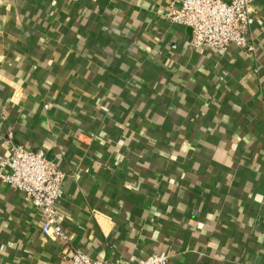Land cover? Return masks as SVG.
Here are the masks:
<instances>
[{"label":"crops","instance_id":"obj_1","mask_svg":"<svg viewBox=\"0 0 264 264\" xmlns=\"http://www.w3.org/2000/svg\"><path fill=\"white\" fill-rule=\"evenodd\" d=\"M167 0H0L5 138L64 172L71 243L133 264H264V0L252 50L190 48ZM0 182V264H66Z\"/></svg>","mask_w":264,"mask_h":264},{"label":"built area","instance_id":"obj_2","mask_svg":"<svg viewBox=\"0 0 264 264\" xmlns=\"http://www.w3.org/2000/svg\"><path fill=\"white\" fill-rule=\"evenodd\" d=\"M253 0H167L164 18L187 27L185 44L190 48H212L226 51L229 45L252 50L247 26ZM1 113V112H0ZM2 136H0L1 140ZM7 154L0 156V182L15 186L41 214L40 231L52 234L60 244L59 257L66 264H118L105 259H92L71 243V235L61 225L57 200L62 193L64 172L46 159L43 150L25 149L5 134ZM167 253H151L133 264H165Z\"/></svg>","mask_w":264,"mask_h":264}]
</instances>
